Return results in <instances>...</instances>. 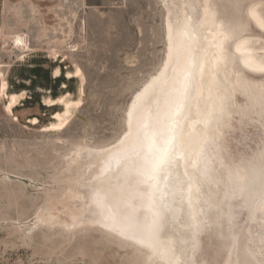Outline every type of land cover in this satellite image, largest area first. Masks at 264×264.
Returning a JSON list of instances; mask_svg holds the SVG:
<instances>
[{"label": "bare ground", "instance_id": "bare-ground-1", "mask_svg": "<svg viewBox=\"0 0 264 264\" xmlns=\"http://www.w3.org/2000/svg\"><path fill=\"white\" fill-rule=\"evenodd\" d=\"M261 1L161 0L165 55L124 132L72 148L38 220L103 227L166 264H264Z\"/></svg>", "mask_w": 264, "mask_h": 264}, {"label": "rangeland", "instance_id": "rangeland-1", "mask_svg": "<svg viewBox=\"0 0 264 264\" xmlns=\"http://www.w3.org/2000/svg\"><path fill=\"white\" fill-rule=\"evenodd\" d=\"M165 49L161 0H0V264H166L103 227L38 220L72 148L124 132Z\"/></svg>", "mask_w": 264, "mask_h": 264}, {"label": "snow or ice", "instance_id": "snow-or-ice-1", "mask_svg": "<svg viewBox=\"0 0 264 264\" xmlns=\"http://www.w3.org/2000/svg\"><path fill=\"white\" fill-rule=\"evenodd\" d=\"M17 43H20V41L18 40ZM256 70L264 72V66H257ZM13 102H15V97H13Z\"/></svg>", "mask_w": 264, "mask_h": 264}]
</instances>
